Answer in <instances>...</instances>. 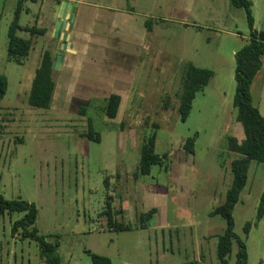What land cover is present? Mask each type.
Listing matches in <instances>:
<instances>
[{"label":"rangeland","instance_id":"374dc122","mask_svg":"<svg viewBox=\"0 0 264 264\" xmlns=\"http://www.w3.org/2000/svg\"><path fill=\"white\" fill-rule=\"evenodd\" d=\"M254 27L264 31V0H251ZM16 0H0V73L8 86L0 107V193L35 203V226L57 244L61 264H222L219 235L226 222L211 211L225 201L238 156L228 139L245 137L236 118L235 53L250 41L245 8L231 0H145V46L133 86L113 119L93 98L82 113L28 104L34 56L8 59V29ZM20 23L34 25L40 4L28 2ZM139 10V9H138ZM19 35L29 37L20 30ZM30 59V60H29ZM186 64L213 71L195 91L185 120L179 112ZM252 101L264 115V54L250 64ZM192 88L199 85L189 82ZM89 119L101 139L87 136ZM156 137L163 164L139 172L145 138ZM195 137L194 152L185 143ZM264 162L252 160L233 208L234 230L245 240L249 264H264ZM113 223L109 222V209ZM154 209V210H151ZM150 210L153 217L146 214ZM24 212L0 217V264H46L39 242L12 224ZM252 227L248 236L244 227ZM233 243L229 264L236 261Z\"/></svg>","mask_w":264,"mask_h":264},{"label":"trees","instance_id":"16d2710c","mask_svg":"<svg viewBox=\"0 0 264 264\" xmlns=\"http://www.w3.org/2000/svg\"><path fill=\"white\" fill-rule=\"evenodd\" d=\"M38 0H18L14 17L8 29V59L22 64L29 55L33 37L37 34H44L45 28H39L37 25L23 27L20 23L21 14L25 11L27 2H37ZM232 5L245 8L248 24L250 27V41L235 53L236 58V93L234 98V106L237 110L236 118L243 125L245 137L239 141L237 137L231 136L228 139L229 150L238 153V156L231 162V170L233 173L232 182L227 190L225 201L214 208L210 215H220L226 222L225 230L218 237L217 256L222 264H229L228 256L232 253L233 243H237L238 250L236 252V261L234 264H249L248 251L246 242L234 230L233 208L240 199V193L247 184L249 167L252 160L264 162V115L259 108L253 104L251 83L252 75L250 64L259 60L264 54V31L257 30L254 27V16L252 13L251 0H231ZM146 27L151 30L149 19L146 20ZM20 30H25L30 34L29 37L19 35ZM53 54L46 50L40 61V65L35 71L32 81L31 90L28 95V104L38 108H50L55 81L53 79ZM184 70V87L181 94L179 112L182 120H185L192 108V102L195 97V91L202 89L208 84L213 71L207 68L196 67L192 64H186ZM189 82L198 84L197 88L189 86ZM7 77L0 73V107L1 101L7 91ZM104 112L111 119L115 118L121 106V96L116 93L110 94L105 100ZM80 111H85V106L80 107ZM1 126V124H0ZM87 136L91 139L99 141L100 134L94 130L93 123L89 119V132ZM156 137H147L141 148V159L139 163V172L142 175L149 174L153 165L163 164V156L154 149ZM195 137H189L185 143V149L188 153L194 152ZM110 203L109 222L113 221L111 215ZM154 210V209H151ZM150 210L146 214L153 217ZM14 211L24 212L22 218L17 219L12 224V233H16L19 229L23 231L25 237H30L39 242L40 248L45 258L46 264H61L60 257L57 253V244L46 240L44 235L38 233L35 226L38 208L35 203L26 199L18 198L9 200L0 193V217L5 212ZM258 218L264 216V192L260 196L257 211ZM113 223V222H112ZM252 222L248 221L244 227L246 236H248ZM93 264H111V258L91 252ZM182 264H200L197 259L186 261Z\"/></svg>","mask_w":264,"mask_h":264},{"label":"crops","instance_id":"0c3cea01","mask_svg":"<svg viewBox=\"0 0 264 264\" xmlns=\"http://www.w3.org/2000/svg\"><path fill=\"white\" fill-rule=\"evenodd\" d=\"M62 1L73 3L76 10L71 28L60 34L63 36L68 33L71 45L66 46L59 66L53 68L55 87L50 108L78 110L81 106L89 105L93 98L104 101L112 93L119 94L122 103L133 86L134 71L143 55L145 0L33 2L41 7L34 25L46 29L44 34L33 37L32 49L25 59L32 55L35 58L33 78L43 53L49 50L54 58L61 43L53 31L59 15L69 16V13L60 9ZM16 2L15 9L18 0ZM27 3L25 11L28 12L30 7ZM27 26L32 25L23 27Z\"/></svg>","mask_w":264,"mask_h":264},{"label":"water","instance_id":"95a60500","mask_svg":"<svg viewBox=\"0 0 264 264\" xmlns=\"http://www.w3.org/2000/svg\"><path fill=\"white\" fill-rule=\"evenodd\" d=\"M59 6L61 10H65L66 13H69V16L59 15L58 19L55 22V30L53 31V34L55 35L56 33L57 37L61 39V43L59 44L54 55L53 68L59 66L61 58L66 50V46L69 47L71 45L67 38L68 33H65V35L63 36H61L60 34L63 31H67L71 28V23L75 18L76 10V7L73 5V3L68 1H62Z\"/></svg>","mask_w":264,"mask_h":264}]
</instances>
